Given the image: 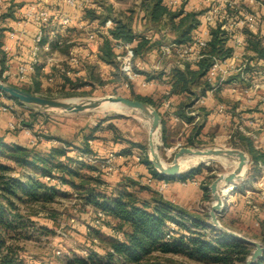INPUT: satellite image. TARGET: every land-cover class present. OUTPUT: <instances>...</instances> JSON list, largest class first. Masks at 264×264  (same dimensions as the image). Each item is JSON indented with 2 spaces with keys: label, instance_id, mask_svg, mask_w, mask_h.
Listing matches in <instances>:
<instances>
[{
  "label": "trees",
  "instance_id": "16d2710c",
  "mask_svg": "<svg viewBox=\"0 0 264 264\" xmlns=\"http://www.w3.org/2000/svg\"><path fill=\"white\" fill-rule=\"evenodd\" d=\"M143 6L149 22L157 29L165 26L172 35V40L177 43L190 42L194 36L193 31L198 26L197 12H183L182 8H171L166 0H146ZM89 19H99L101 22L110 16L96 14L93 9H86ZM131 17L115 19L116 25L104 36L100 47V58L113 64L118 70V51L114 47L115 39L133 41V50L136 57H140L144 50L159 45L160 37L149 39L144 34L133 31ZM58 30V29H57ZM56 34V33H55ZM57 35V34H56ZM55 37V36H54ZM135 38V40H133ZM226 32L219 26L210 29V37L205 54L190 62L183 60L180 66H174L169 71L170 94H182L185 99L181 101L176 114L186 121L194 116L188 113L200 95H204L211 88L206 78V72L213 57H225L231 54L232 47L228 43ZM246 48L258 58H264V42L261 37L252 31L245 35ZM62 42V41H61ZM51 48H60L67 52L70 44L60 43L57 36L49 41ZM91 82L95 80L103 83L99 74H93L91 64H85ZM120 71V70H119ZM148 78L152 76L148 75ZM0 78L4 80L0 73ZM71 84L80 86L81 82ZM15 84L28 91L51 96L50 93L42 92L40 81L15 82ZM133 98L141 99L153 105L158 110L156 99L149 95L137 94L129 82ZM66 94H70L66 92ZM18 105L25 103L16 98L1 93ZM28 105V104H27ZM29 118L23 117V125L30 126L38 116H45L41 110L34 111V106L29 105ZM199 113L205 112L202 107H197ZM160 113V112H159ZM29 119V120H28ZM109 128L115 129L113 124ZM200 124L194 125L195 132H199ZM11 131H15L9 129ZM238 141L233 140V146L245 149L250 156L252 164L263 155L254 146L253 140L241 133L236 134ZM161 138L164 145H168L165 137L164 119L161 120ZM134 145H140L136 142ZM189 144H194L189 140ZM84 151L89 152L87 142L83 145ZM61 157H64L63 159ZM143 161L149 166L153 175L158 171L152 166L145 156ZM202 164L192 167L179 174L180 179L194 177L201 173ZM255 168V167H254ZM86 169V170H85ZM98 168L92 163L73 158L62 147L52 146L47 153H42L35 147H26L15 142H7L0 134V264H29L22 242L31 237V232L49 233L52 230L47 226L38 225L31 218L37 215L39 208L61 193L60 186H69L77 191L82 203L92 204L102 210L106 215L116 220L113 229L116 233L123 234V239L117 237L105 238L95 229H90L92 241L94 237L106 240L107 256H99L90 252L88 257L75 255L74 263L89 264L90 259L101 261L104 264H114L118 259L123 263L130 264H180L173 259L174 255L200 261L204 264H242L253 249V245L239 237L215 228L207 222V210H188L166 199L163 195H153L148 198L140 197L135 190L125 187L116 188L115 191L107 192L101 185L105 180L98 174L93 175L90 171ZM50 176L51 179H46ZM252 177V176H251ZM209 181H204L202 188L209 191ZM208 197L209 195L206 194ZM220 220L227 227L230 224ZM174 222L176 225L171 226ZM232 228V227H231ZM170 235L167 237V234ZM260 239L264 241V229L261 228ZM35 264V263H31ZM254 264H264V253L257 258Z\"/></svg>",
  "mask_w": 264,
  "mask_h": 264
},
{
  "label": "crops",
  "instance_id": "0c3cea01",
  "mask_svg": "<svg viewBox=\"0 0 264 264\" xmlns=\"http://www.w3.org/2000/svg\"><path fill=\"white\" fill-rule=\"evenodd\" d=\"M144 1L146 2V0H88L84 7H74L66 3L65 0H0V73L5 70H15L20 63L30 60L34 36L39 24L33 16L28 15V12L29 10L36 11L46 8L49 10L50 18L49 22L43 26L44 37L42 42L49 45V50L41 47L35 65V72L30 80L31 83L36 79L40 81L42 88L45 85H49L47 87L50 89L55 86L66 89L74 88L70 80L77 83L80 76H88L89 71L85 64L93 65L100 76V67H102L106 69L112 82L124 83V76L113 64H101L92 61L89 54L95 49V45L87 38L83 24L89 20L86 15L87 8L93 9L96 14L109 13V17L114 19L123 20L126 17H131L133 31L137 34L150 36L149 39L161 36L159 45L144 50L138 57L142 61L139 69L140 74L130 82L135 93L149 95L156 99L158 111L164 119L167 146H189L209 138L227 144L232 140L238 141L236 134L241 133L251 138L254 146L263 155L262 158L252 164L254 170L250 171L253 176L249 184L241 190V193H238L236 202L227 207L222 216L224 221L227 222L228 215H232L239 218L237 220L243 219V222L249 226L260 225L264 229V185L260 186L258 181L259 163L264 162V102L261 100V96H264L263 79L260 76L250 78L248 76L246 78L239 73H232L218 90L207 91L202 100L196 103L195 111L198 113V118L194 117L186 121L178 117L176 114L177 106L185 99V96L182 94L168 95L171 88L168 73L172 67L180 66L181 62L175 59L173 62L169 61V64L162 66L157 58L158 48L165 43L163 37L169 35V33L166 28L157 30L153 23L149 22L146 9L143 6ZM65 16L70 18L66 26L60 24ZM90 20L100 21L99 19ZM205 29L204 25L198 24L193 33L194 35L206 36ZM53 32L55 37L60 38L61 44L63 42L70 44L67 52L61 51L60 48H51L49 41L55 38L51 35ZM262 41L264 42V39ZM228 43L231 44V41L229 40ZM72 55L78 61H73L71 59ZM146 57H154L155 62L148 63L145 60ZM157 68L162 70L156 72ZM148 75L152 77L148 78ZM247 75H249V72ZM89 81L91 80L89 79ZM255 82L261 85L255 87L253 85ZM53 83L56 85L52 86ZM232 87H237L236 91H233ZM245 88H248V90ZM0 101L13 104L16 114H18L16 107H25L26 112L24 111L21 115L22 117L29 116L27 113L31 111V106L27 104L18 105L11 99L5 100L3 95H0ZM220 105L225 106V111L220 112L218 110ZM197 107H202L205 112L199 113ZM38 110L34 107V111ZM12 119L11 113L0 111V134L4 136V139L7 142H15L26 147H35L42 153H47L52 146H58L65 148L68 155L77 158L78 150H84L83 145L87 142V146L90 148L88 153L99 158L91 162L98 170L90 172L93 175L98 174L105 180V184L101 186L107 192L125 187L135 190L140 197L148 198L139 194L136 184L141 185L150 176L153 177L154 184L158 185L159 183V179L153 175L149 166L143 161L145 156L141 161H138V156H135L136 148L141 147V144L134 145L132 141L136 142L137 140L128 135H123V139L115 135L114 130L117 129V123L113 118L107 119L105 123L113 124L115 129L108 126L106 129H102L101 126H97L92 128L91 135H84L80 132L72 138L73 141L69 140L63 132L55 131L52 128L37 130L39 123L36 124V122H33L30 126L23 125L15 131H11L8 122ZM197 122L201 127L199 132L194 130V125ZM238 125L243 126L250 134L237 130ZM189 140H192L194 144H189ZM69 141L72 143H69ZM136 143L138 144V142ZM241 149L248 154L245 149ZM110 153L114 155V170L108 172L102 166L100 160ZM248 158L249 168H251L249 154ZM136 160L137 163H135ZM134 171H138L136 174L140 178L133 176ZM179 174L166 177L167 186L165 191L162 192L163 197L188 210L206 209L208 211V203L212 199L211 192L210 189L205 191L202 188L199 174L187 179H180ZM130 177L136 181L130 179ZM206 194L209 196L207 197ZM248 200L260 206L259 212L254 211ZM83 204L85 207H90L91 212H89L96 218V214L100 209L92 204ZM234 221V218L230 220V222ZM115 222L114 218L104 213L102 223L97 224L94 219V224L92 226L87 225L86 229L89 233L90 229H95L106 239L110 237L123 239V234L116 233L113 229ZM98 238L94 237V240L104 241ZM256 238L261 241L260 236ZM105 243L107 244V242ZM108 246L107 244L106 247Z\"/></svg>",
  "mask_w": 264,
  "mask_h": 264
},
{
  "label": "rangeland",
  "instance_id": "374dc122",
  "mask_svg": "<svg viewBox=\"0 0 264 264\" xmlns=\"http://www.w3.org/2000/svg\"><path fill=\"white\" fill-rule=\"evenodd\" d=\"M167 29V27L165 26ZM169 35H165L164 42H169L172 40V35H170L169 29H167ZM157 58L161 62L162 66L164 64H169V61L173 62V60H179L181 63L183 62V58L179 55L178 52H173L168 55L163 51L161 47L158 48V56ZM145 60L148 63L155 62L154 57H146ZM162 69L157 68L156 72L161 71ZM93 74H99V72L93 68ZM162 73V72H161ZM100 76V75H99ZM103 80V83H98L96 80L94 82L89 81L88 76H80L77 82H81L80 86H75L74 88H64V87H54L50 89L49 85H45L42 88V92L50 93L51 97L55 98H78L80 100L85 99L87 97H100L107 94H120L128 97H132L131 87L129 85H124L123 82H112L110 77L106 74L100 76ZM125 79V78H124ZM123 83V84H122ZM53 83L52 86H54ZM56 85V84H55ZM69 92L70 94H66ZM5 100H9V98L4 96ZM13 105V104H12ZM100 107V108H99ZM18 114H23L25 111V107H16ZM196 108L193 106L192 109ZM121 111V112H120ZM26 112V111H25ZM45 116L39 115L37 120L33 121L39 125L37 130H45L53 129L57 131L63 132L65 136L69 138V140L73 141V137L80 133L84 135H91L92 128L101 126L102 129H106L109 123H105V121L109 118H113L117 123V129L114 130L115 135L120 136L123 139V135H128L141 144V147L136 148L135 156H138V161H141L144 156L149 157L148 150V136H149V126L147 125L148 118L142 117L139 112L135 109H131L123 105L121 110H113V109H103L101 106L86 109L79 112H64V111H52L45 112ZM29 114V113H27ZM22 116V115H21ZM26 118H29L27 116ZM29 120V119H28ZM104 123V124H101ZM156 142L160 144L159 146V156L165 163H170L174 152L178 147L175 146H167L163 144L161 138V127L160 133L159 131ZM42 133V131H41ZM160 135V138H159ZM69 141V143H72ZM233 141V140H232ZM135 142V141H134ZM187 146V145H183ZM189 147H198V148H206V147H235L241 149V147L233 146L232 142L222 143L220 140H215L212 138L206 139L204 141H198L197 144L189 145ZM248 155V154H247ZM187 155H184L185 158ZM137 160L135 163L138 162ZM202 164V171L199 173V178L201 183L204 181H211L219 174L231 171L235 164L232 162L230 158L224 156H215V157H198V160L193 162L190 161L187 165L181 166V171L184 172L188 169L198 166ZM249 170V161H247L246 168L243 170L241 176L235 180V184L237 187L232 190L230 193L234 196V201L229 203L227 200L230 197H226L224 199L225 206L229 207L238 199V193H241V190L249 184L251 180V176H248ZM135 178H140L138 171H134ZM130 179H133L130 177ZM135 180V179H133ZM136 181V180H135ZM209 183V184H210ZM222 189H226L227 183L224 182L220 186ZM137 190H139V194L141 196L151 197L153 195H162L166 188L159 189L158 185L153 183L149 185L147 183L136 184ZM59 189L61 193H58L53 200L47 202L43 207L35 206L34 208H39V212L37 215H32L31 218L38 225L47 226L52 231L49 233H39L31 232V237L24 240L22 242L24 246V254L29 261L28 263L35 264H78L72 261V258L77 256L88 257L89 253L95 252L99 256H107V244L104 241H92L91 234L87 231V225L92 226L94 224V217L92 216L90 207H85V205L80 201V197L73 188L69 186H60ZM212 198V197H211ZM227 199V200H226ZM213 200L211 199L209 204V209ZM209 209L207 213L209 212ZM90 211V212H89ZM232 218L235 219L234 222H230ZM239 218L228 215V222L230 227H227L220 220L221 224L226 228L235 231L244 237L249 239L258 240L261 232L260 225L249 226L245 224L243 219L237 220ZM207 222L211 225V218L208 214ZM214 226V225H213ZM219 229L218 227L214 226ZM232 227V228H231ZM264 244V241H259ZM252 244V243H251ZM253 248H254V244ZM173 259L178 261L180 264H204L200 261L188 259L182 257L180 255H174ZM89 264H104L101 261H95L90 259ZM114 264H130L123 263L122 261L116 259L114 260Z\"/></svg>",
  "mask_w": 264,
  "mask_h": 264
},
{
  "label": "built area",
  "instance_id": "2783aa9c",
  "mask_svg": "<svg viewBox=\"0 0 264 264\" xmlns=\"http://www.w3.org/2000/svg\"><path fill=\"white\" fill-rule=\"evenodd\" d=\"M65 1L74 7H84L88 0ZM166 4L171 8H182L183 12H197L198 24H202L206 28V36L194 35L190 42L177 43L171 40L163 43L161 48L168 55L173 52H178L183 60L195 62L205 54L204 50L207 47L208 39L210 37V29L212 27L215 28L219 26L226 32L228 39L231 41V54L225 57H213V61L207 69L206 78L211 84V88L207 91L218 90L221 85L225 84L228 76L232 73H239L246 78L248 76V78L252 76H260L263 79L262 83H264V58H258L253 55V53L246 48L245 41L247 31L255 32L261 37V39H264V0H166ZM28 15L33 16L39 24L38 30L34 36L31 58L27 62L20 63L15 70H5L2 72L1 76L4 79V82H30L35 72V65L38 60L37 58L41 47L49 50V45L42 42L44 37L43 26L49 22L50 18L49 10L46 8H41L36 11L29 10ZM69 21V16H65L62 18L60 24L66 26ZM116 23L117 22L114 18L109 17L102 22L89 19L85 24H83L84 26L82 25L85 28L87 38L95 45V49L89 54L93 62L101 64L108 63L100 58V47L103 43L105 34H107L110 29L114 28ZM51 35L54 36V32ZM145 37L151 38L150 36ZM133 40H135V38H133ZM114 47L118 51V68L125 78L124 85L127 86L131 80H134L140 74L139 69L142 65V61L134 54L133 41L115 39ZM71 59L73 61H78L74 55L71 56ZM100 68L102 76L106 74L110 77L106 69H103L102 67ZM248 72L249 75H247ZM253 85L258 87L261 84L255 82ZM236 89L237 87H232L233 91H236ZM245 89L248 90V88ZM203 96L204 95H200L197 97L193 106H195L197 102L201 101ZM261 100L264 102V96H261ZM195 109L196 108L191 109L188 113L198 118V113ZM218 110L220 112L225 111V106L220 105ZM0 111L12 114L13 119L8 122L9 129L15 130L23 126V117L15 113L12 104L0 101ZM237 130L250 134V132L245 130V128L241 125L237 126ZM77 158L89 163L99 159L84 150H78ZM113 159L114 155L110 153L107 157L100 160L102 166L106 168L108 172L114 170ZM156 177L159 179L158 188H166V177L160 176L159 173ZM45 178L51 179L50 176H45ZM258 181L260 186L264 185V162L259 163ZM143 182L152 185L154 183V179L150 176ZM236 187L237 185H231V189L227 194L222 192L224 199L226 197H230L228 200L226 199L228 204L234 201V196L230 193H232V190ZM248 203L252 205L255 212H259V205L254 204L251 200H248ZM226 208L227 206H224L222 212H225ZM103 216V211L98 210L95 223H102ZM175 225L176 224L174 222L171 223V226L175 227ZM169 235L170 233L167 234V237Z\"/></svg>",
  "mask_w": 264,
  "mask_h": 264
},
{
  "label": "water",
  "instance_id": "95a60500",
  "mask_svg": "<svg viewBox=\"0 0 264 264\" xmlns=\"http://www.w3.org/2000/svg\"><path fill=\"white\" fill-rule=\"evenodd\" d=\"M0 92L7 94L9 97L16 98L17 100L25 104L32 105L35 108H38L39 110L45 112H79L86 109L98 107L105 102H116L131 109L137 110L142 117L149 119L148 159L151 162L152 166L158 171L160 176L170 177L179 174L182 166L180 161L184 155L196 154L202 157L225 156L228 158L236 156L238 158L236 167L229 172L219 173L208 185L213 200L209 209L211 223L229 234H232L254 244V248L242 264H254L257 258L264 253V244L257 240L244 237L243 235L226 228L220 222V216H222L224 213L222 212V210L225 206V201L222 196L223 190L218 186V183L219 181L223 180L226 183H231V185H236L235 180L241 176L242 171L245 170L247 161L249 160L248 155L244 150L235 147L198 148L180 146L174 152L171 162L167 164L159 156L158 150L160 144L154 145L151 141V133L153 131L158 129L160 133L162 117L159 111L153 105L146 101L120 94H107L95 98L87 97L80 100L79 102L70 103L66 101L65 98H55L28 91L15 84L4 82L1 78Z\"/></svg>",
  "mask_w": 264,
  "mask_h": 264
},
{
  "label": "bare ground",
  "instance_id": "6f19581e",
  "mask_svg": "<svg viewBox=\"0 0 264 264\" xmlns=\"http://www.w3.org/2000/svg\"><path fill=\"white\" fill-rule=\"evenodd\" d=\"M65 100L68 101V102H70V103H76V102H79L80 101V99H78V98H65ZM100 106L103 109H113V110H121L122 107H123L122 104L116 103V102H110V103L105 102V103H102ZM147 125L149 126V119L147 120ZM157 131H158V129L155 130V131H153L151 133V141L153 142L154 145L159 144L158 142H156V138H157V135H158V132ZM198 157H202V156L196 155V154L187 155L185 158H182L181 159V161H180L181 162V165H187L190 161L195 162V161L198 160ZM230 159L232 160V162L235 164V167H236V165L238 163V158L236 156H234V157H232ZM224 182L225 181H223V180L219 181L218 186H219V184H222ZM227 186L228 187L226 189H222L225 194H227L230 191V189H231V183H227Z\"/></svg>",
  "mask_w": 264,
  "mask_h": 264
}]
</instances>
